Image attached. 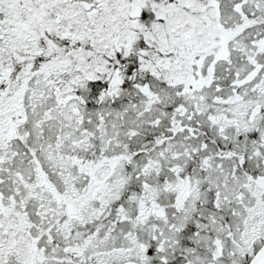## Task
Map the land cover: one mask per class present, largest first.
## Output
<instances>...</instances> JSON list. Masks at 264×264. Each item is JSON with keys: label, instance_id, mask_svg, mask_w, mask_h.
Returning a JSON list of instances; mask_svg holds the SVG:
<instances>
[{"label": "snow or ice", "instance_id": "snow-or-ice-1", "mask_svg": "<svg viewBox=\"0 0 264 264\" xmlns=\"http://www.w3.org/2000/svg\"><path fill=\"white\" fill-rule=\"evenodd\" d=\"M0 264H264V0H0Z\"/></svg>", "mask_w": 264, "mask_h": 264}]
</instances>
